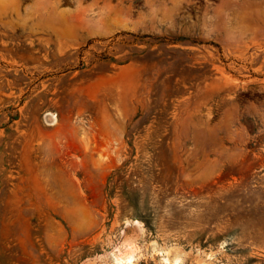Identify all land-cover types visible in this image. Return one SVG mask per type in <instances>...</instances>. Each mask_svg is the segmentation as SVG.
<instances>
[{
  "label": "rangeland",
  "instance_id": "rangeland-1",
  "mask_svg": "<svg viewBox=\"0 0 264 264\" xmlns=\"http://www.w3.org/2000/svg\"><path fill=\"white\" fill-rule=\"evenodd\" d=\"M122 261L264 264V0H0V264Z\"/></svg>",
  "mask_w": 264,
  "mask_h": 264
},
{
  "label": "bare ground",
  "instance_id": "bare-ground-1",
  "mask_svg": "<svg viewBox=\"0 0 264 264\" xmlns=\"http://www.w3.org/2000/svg\"><path fill=\"white\" fill-rule=\"evenodd\" d=\"M241 32V31H240ZM245 33V32H244ZM240 34H242V33H240ZM251 35V34H250ZM254 37V36H253ZM132 256H130V257H128L127 258V260L125 261V263H132ZM124 262L122 261V263L121 264H123Z\"/></svg>",
  "mask_w": 264,
  "mask_h": 264
}]
</instances>
